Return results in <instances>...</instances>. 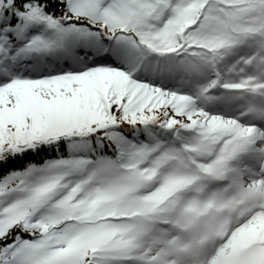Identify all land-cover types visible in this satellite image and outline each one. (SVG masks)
I'll return each instance as SVG.
<instances>
[{
    "label": "snow or ice",
    "instance_id": "1",
    "mask_svg": "<svg viewBox=\"0 0 264 264\" xmlns=\"http://www.w3.org/2000/svg\"><path fill=\"white\" fill-rule=\"evenodd\" d=\"M0 264H264V0H0Z\"/></svg>",
    "mask_w": 264,
    "mask_h": 264
}]
</instances>
